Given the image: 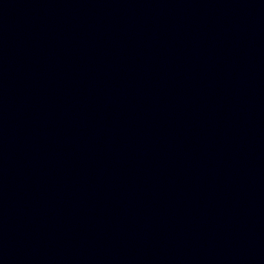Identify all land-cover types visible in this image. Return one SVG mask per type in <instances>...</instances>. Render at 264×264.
I'll return each mask as SVG.
<instances>
[{"label": "water", "instance_id": "water-1", "mask_svg": "<svg viewBox=\"0 0 264 264\" xmlns=\"http://www.w3.org/2000/svg\"><path fill=\"white\" fill-rule=\"evenodd\" d=\"M0 42L169 264H264V0H0Z\"/></svg>", "mask_w": 264, "mask_h": 264}]
</instances>
